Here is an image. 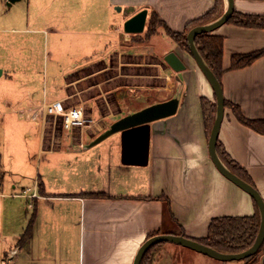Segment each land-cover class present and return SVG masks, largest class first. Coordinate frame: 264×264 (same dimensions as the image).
I'll return each mask as SVG.
<instances>
[{
	"label": "crops",
	"instance_id": "1",
	"mask_svg": "<svg viewBox=\"0 0 264 264\" xmlns=\"http://www.w3.org/2000/svg\"><path fill=\"white\" fill-rule=\"evenodd\" d=\"M214 2L17 0L8 10L0 6V264H133L151 233L177 234L180 227L186 237L201 239L212 218L255 212L252 197L210 159L200 97L214 101V93L190 51L162 25L140 39L151 13L183 31ZM221 3L224 10L227 1ZM143 8L144 30L125 32L123 22ZM233 10L264 15V0H233ZM212 33L223 37L224 98L246 117L262 118L264 54L228 68L233 54L264 48V28L224 22ZM160 34L170 42L154 44ZM170 51L184 69L163 60ZM56 101L91 121L65 129L59 116L46 112ZM217 139L264 200V134L225 107ZM32 163L37 172L29 182L23 170ZM161 196L169 199L174 222ZM31 213L30 235L19 246ZM148 264H264V245L252 262L223 261L161 241L150 246Z\"/></svg>",
	"mask_w": 264,
	"mask_h": 264
},
{
	"label": "trees",
	"instance_id": "2",
	"mask_svg": "<svg viewBox=\"0 0 264 264\" xmlns=\"http://www.w3.org/2000/svg\"><path fill=\"white\" fill-rule=\"evenodd\" d=\"M223 11L224 10L222 9L221 0H215L214 5L209 10H207L199 17L189 21L183 31L171 30L165 24H163L161 20L158 19L155 13H151L147 20L143 36H141L140 39H147L152 34H154L156 32L155 24H160L163 26L165 33L169 37H171L179 47L184 50L190 51L186 38V34L189 29L195 25L205 24L216 19ZM226 22H231L236 25L246 27L264 28V15L246 14L233 10ZM138 37L139 34H136L135 38ZM194 43L199 54L220 82L221 75L225 71V68L222 65L223 37L212 32H201L195 36ZM263 54L264 48L245 53L233 54L231 56L228 69H238L241 67H245ZM200 105L203 114L205 129L207 131V135L209 136L216 111L215 96L214 101L201 96ZM224 107H229L239 122L260 134H264V116L262 118L256 119L248 118L243 114L239 105L230 102L225 98ZM216 151L221 161L230 171L254 186L247 171L229 156L222 145L218 142V139L216 142ZM91 195L102 194L96 193ZM161 199L165 203V215L168 219L174 222L175 219L170 208L169 199L166 196H161ZM254 206L255 212L250 216H219L212 218L208 224L206 236L204 238L194 240H197L221 252L235 253L247 249L253 243L257 235L260 222L259 211L255 201ZM33 220L34 214L31 213L17 241L19 246L22 245L30 235ZM154 234L159 233H151L149 237ZM177 235L186 237L180 227ZM263 245L264 241L255 253L245 258L250 262L254 261L257 255L263 250ZM149 254L150 247L144 253L140 264H148Z\"/></svg>",
	"mask_w": 264,
	"mask_h": 264
},
{
	"label": "water",
	"instance_id": "3",
	"mask_svg": "<svg viewBox=\"0 0 264 264\" xmlns=\"http://www.w3.org/2000/svg\"><path fill=\"white\" fill-rule=\"evenodd\" d=\"M15 1L17 0H7V4L9 5ZM226 1H227L226 8L216 19L208 23H205V24H198V25L193 26L187 32L186 38H187L190 53L193 56L196 64L202 71L203 75L207 79L208 83L210 84L213 90L214 96H215L216 111H215V116H214L211 129H210V133L208 136V153H209L210 159L219 172H221L226 178H228L234 184H236L241 189H243L245 192H247L256 202L258 211H259V218H260L257 235L253 243L247 249L241 252L228 253V252L218 251L197 240H194V239L182 236V235L154 234L148 237L141 244V246L137 250L133 264H140L141 259L144 253L147 251V249L153 244L161 242V241L174 242L176 244L182 245L184 247H187L195 251H198L200 253H203L205 255H208L212 258L223 260V261L242 259V258L248 257L251 254L255 253L264 241V200L263 198L261 197L260 193L253 185L246 182L245 180L237 176L235 173L230 171L225 166V164L221 161V159L219 158L217 154L216 142L218 138V131H219L220 123L223 118L224 108H225L223 91H222V87H221L219 80L214 75V73L209 69V67L207 66V64L205 63V61L199 54L195 46V43H194V38L198 33L212 32L222 23L227 21V19L229 18V16L231 15L233 11V0H226ZM146 15H147V10L145 8L139 10L138 12H136L135 14H133L132 16H130L123 22V30L128 33L142 32L144 30L145 23H146ZM163 60L175 71H180L185 68V64L183 63V61L173 51H170L167 54H165V56L163 57ZM147 111L145 110L144 112H147Z\"/></svg>",
	"mask_w": 264,
	"mask_h": 264
},
{
	"label": "built area",
	"instance_id": "4",
	"mask_svg": "<svg viewBox=\"0 0 264 264\" xmlns=\"http://www.w3.org/2000/svg\"><path fill=\"white\" fill-rule=\"evenodd\" d=\"M46 112L59 116L62 126L65 129L86 126L91 121L90 118L83 116L79 108H66L62 102L59 101L48 104L46 106Z\"/></svg>",
	"mask_w": 264,
	"mask_h": 264
},
{
	"label": "rangeland",
	"instance_id": "5",
	"mask_svg": "<svg viewBox=\"0 0 264 264\" xmlns=\"http://www.w3.org/2000/svg\"><path fill=\"white\" fill-rule=\"evenodd\" d=\"M0 6L5 7L6 10L10 9V5L7 4V0H0ZM12 10V9H11ZM13 12V11H12ZM159 26H161L160 24H155V28L157 29ZM154 44L158 45V46H163L165 45L167 42H170V39H167L165 37L164 34H160L158 36L155 37L154 39ZM41 59V58H40ZM132 98V95L129 96V99ZM133 99V98H132ZM28 126L33 127L32 123H27ZM4 132V128H2V133ZM25 173H27V176H30V180L29 182H33L34 181V177H35V173L37 172L35 164L32 163L30 168H26L23 170ZM28 178V177H27Z\"/></svg>",
	"mask_w": 264,
	"mask_h": 264
}]
</instances>
